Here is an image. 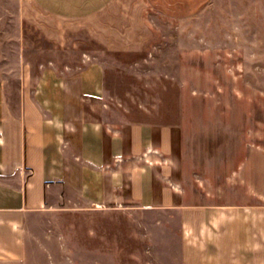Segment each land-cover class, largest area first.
<instances>
[{
    "label": "rangeland",
    "instance_id": "rangeland-1",
    "mask_svg": "<svg viewBox=\"0 0 264 264\" xmlns=\"http://www.w3.org/2000/svg\"><path fill=\"white\" fill-rule=\"evenodd\" d=\"M147 1L150 41L115 51L84 30L63 43L25 0H0L8 96L16 101L23 79L33 85L44 66L68 73L98 59V117L171 125L184 202L230 218L241 205L264 213V0ZM181 222L180 208L94 206L60 187L24 218L20 258L0 264H184Z\"/></svg>",
    "mask_w": 264,
    "mask_h": 264
},
{
    "label": "crops",
    "instance_id": "crops-1",
    "mask_svg": "<svg viewBox=\"0 0 264 264\" xmlns=\"http://www.w3.org/2000/svg\"><path fill=\"white\" fill-rule=\"evenodd\" d=\"M25 1L63 43L76 30L115 51H135L151 39L147 0ZM6 88L0 76V263L23 254L26 215L66 187L94 206L180 208L189 245L184 264H262L263 211L241 205L230 218L229 209L183 201L171 125L98 117L101 61L68 73L44 66L33 85L23 79L16 101Z\"/></svg>",
    "mask_w": 264,
    "mask_h": 264
}]
</instances>
